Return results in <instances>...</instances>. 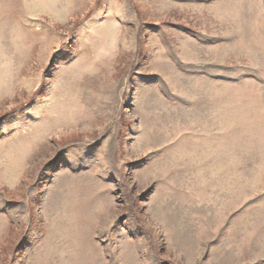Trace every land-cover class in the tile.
<instances>
[{"label":"rangeland","instance_id":"1","mask_svg":"<svg viewBox=\"0 0 264 264\" xmlns=\"http://www.w3.org/2000/svg\"><path fill=\"white\" fill-rule=\"evenodd\" d=\"M0 264H264V0H0Z\"/></svg>","mask_w":264,"mask_h":264},{"label":"snow or ice","instance_id":"2","mask_svg":"<svg viewBox=\"0 0 264 264\" xmlns=\"http://www.w3.org/2000/svg\"><path fill=\"white\" fill-rule=\"evenodd\" d=\"M208 2H211V0H208ZM68 50V46L67 45H65V46H63L62 48H60V49H57L54 53H53V62H55V60L57 59V58H59V57H61V56H63L65 53H66V51ZM246 71H253V69H245ZM73 143H75V142H73Z\"/></svg>","mask_w":264,"mask_h":264}]
</instances>
